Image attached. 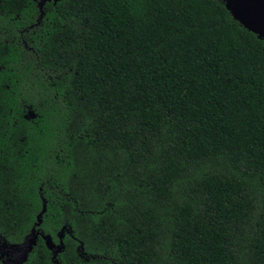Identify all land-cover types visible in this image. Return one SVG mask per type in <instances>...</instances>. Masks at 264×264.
<instances>
[{"label": "trees", "instance_id": "trees-1", "mask_svg": "<svg viewBox=\"0 0 264 264\" xmlns=\"http://www.w3.org/2000/svg\"><path fill=\"white\" fill-rule=\"evenodd\" d=\"M34 227L63 246L23 264H264V38L224 0H0L1 260Z\"/></svg>", "mask_w": 264, "mask_h": 264}, {"label": "water", "instance_id": "water-1", "mask_svg": "<svg viewBox=\"0 0 264 264\" xmlns=\"http://www.w3.org/2000/svg\"><path fill=\"white\" fill-rule=\"evenodd\" d=\"M233 12L234 17L240 21L246 28L255 32L260 38H264V0H224ZM30 113L35 116L33 111ZM28 117V115H27ZM44 206L43 211H45ZM42 220L40 219L39 222ZM42 235L46 241L47 247L54 253V256L61 250L63 241L57 244L50 235H43L35 227L28 233L23 242L16 249L13 258L1 260L0 264H23L28 259L29 253L33 250L38 241V235ZM62 238V235H61ZM5 246L0 241V252Z\"/></svg>", "mask_w": 264, "mask_h": 264}, {"label": "rangeland", "instance_id": "rangeland-1", "mask_svg": "<svg viewBox=\"0 0 264 264\" xmlns=\"http://www.w3.org/2000/svg\"><path fill=\"white\" fill-rule=\"evenodd\" d=\"M32 116H33V115H32V114L29 112V113H28V117H30V118H31Z\"/></svg>", "mask_w": 264, "mask_h": 264}, {"label": "flooded vegetation", "instance_id": "flooded-vegetation-1", "mask_svg": "<svg viewBox=\"0 0 264 264\" xmlns=\"http://www.w3.org/2000/svg\"><path fill=\"white\" fill-rule=\"evenodd\" d=\"M44 238V237H43Z\"/></svg>", "mask_w": 264, "mask_h": 264}]
</instances>
